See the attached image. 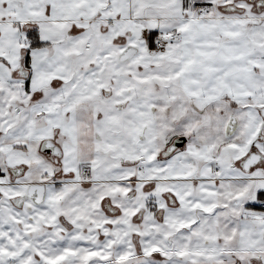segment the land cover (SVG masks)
<instances>
[{
	"label": "snow or ice",
	"instance_id": "1",
	"mask_svg": "<svg viewBox=\"0 0 264 264\" xmlns=\"http://www.w3.org/2000/svg\"><path fill=\"white\" fill-rule=\"evenodd\" d=\"M0 264H264V0H0Z\"/></svg>",
	"mask_w": 264,
	"mask_h": 264
}]
</instances>
